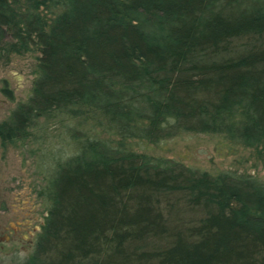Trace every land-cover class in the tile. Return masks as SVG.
I'll return each instance as SVG.
<instances>
[{"label": "trees", "instance_id": "1", "mask_svg": "<svg viewBox=\"0 0 264 264\" xmlns=\"http://www.w3.org/2000/svg\"><path fill=\"white\" fill-rule=\"evenodd\" d=\"M0 50L39 53L0 145L56 121L71 146L14 264H264L261 181L128 146H264V0H0Z\"/></svg>", "mask_w": 264, "mask_h": 264}, {"label": "rangeland", "instance_id": "2", "mask_svg": "<svg viewBox=\"0 0 264 264\" xmlns=\"http://www.w3.org/2000/svg\"><path fill=\"white\" fill-rule=\"evenodd\" d=\"M38 55L36 50L21 54L0 50V121L29 94ZM62 130L56 121H48L26 140L0 145V264H14L31 251L47 208L38 191L53 170V160L71 149ZM227 145L216 136L191 132L157 144L128 140L134 151L172 158L211 174H249L264 184V146L257 150L233 146L229 151Z\"/></svg>", "mask_w": 264, "mask_h": 264}]
</instances>
